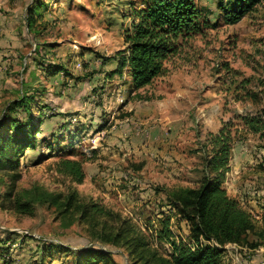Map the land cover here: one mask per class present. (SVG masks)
Masks as SVG:
<instances>
[{"label": "rangeland", "instance_id": "1", "mask_svg": "<svg viewBox=\"0 0 264 264\" xmlns=\"http://www.w3.org/2000/svg\"><path fill=\"white\" fill-rule=\"evenodd\" d=\"M193 2L207 26L133 91L124 69L111 73L130 23L126 0H0V139L14 117L39 128L28 133L33 146L16 145L13 184L5 155L0 161V264H73L87 245L105 247L115 264H144L93 233L112 234L126 217L151 241L170 215L173 237L187 241L188 224L167 196L199 185L209 139L224 124L232 140L222 187L264 229V140L240 120L264 117V1L234 24L216 0ZM49 134L57 137L44 141ZM64 158L81 161V183L58 171ZM88 201L112 213L93 229L78 221ZM246 240L259 244H226L219 264L264 262V238ZM151 247L167 257V245Z\"/></svg>", "mask_w": 264, "mask_h": 264}, {"label": "trees", "instance_id": "2", "mask_svg": "<svg viewBox=\"0 0 264 264\" xmlns=\"http://www.w3.org/2000/svg\"><path fill=\"white\" fill-rule=\"evenodd\" d=\"M216 1L223 22L234 24L264 0ZM126 6L130 23L123 29L124 47L119 52L116 69L111 73L120 74L124 69L128 87L134 91L161 75L165 61L178 51L181 41L199 34L208 23L200 19L193 0H126ZM11 120L14 121L10 122L13 127L6 130L0 139V161L5 155L4 165L13 184L20 176L16 171L18 160L14 158L16 145L22 142L21 149L33 146V142L27 139L28 133H37L39 128L34 127L30 117L24 123L16 117ZM240 120L249 131L264 140V117L241 116ZM55 137L49 134L43 139L48 141ZM231 140L229 129L224 124L209 139L210 154L204 159L206 174L199 185L196 188H177L168 193L167 200L175 213L188 224L187 241L173 237L169 229L170 215L160 219L159 226L151 233V241L127 217L119 219L116 215L113 216L119 219V225L113 235L104 231L93 233L103 242L122 245L129 256L143 260L144 264H219L226 244L244 243L254 248L259 243H247V235L253 233L262 239L264 229L255 227L251 215L222 187L224 173L229 167ZM58 171L76 184L83 180L79 159H60ZM73 199L74 193H71L65 207H70L69 200ZM13 209L18 213L31 214L28 203L14 201ZM78 210V221L85 222L91 229L97 225V218L112 215L106 207L91 201L80 205ZM102 226L106 229L105 223ZM151 244L167 245V257L150 249ZM76 255L73 264H115L105 247L87 245L79 248Z\"/></svg>", "mask_w": 264, "mask_h": 264}, {"label": "water", "instance_id": "3", "mask_svg": "<svg viewBox=\"0 0 264 264\" xmlns=\"http://www.w3.org/2000/svg\"><path fill=\"white\" fill-rule=\"evenodd\" d=\"M259 264H264V262H261V263H259Z\"/></svg>", "mask_w": 264, "mask_h": 264}]
</instances>
